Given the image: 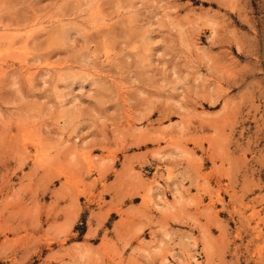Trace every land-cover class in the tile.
<instances>
[{"label":"rangeland","instance_id":"374dc122","mask_svg":"<svg viewBox=\"0 0 264 264\" xmlns=\"http://www.w3.org/2000/svg\"><path fill=\"white\" fill-rule=\"evenodd\" d=\"M0 264H264V0H0Z\"/></svg>","mask_w":264,"mask_h":264}]
</instances>
